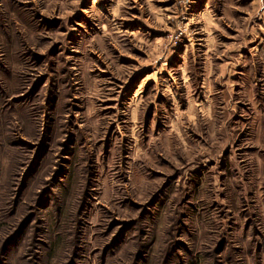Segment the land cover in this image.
I'll return each instance as SVG.
<instances>
[{"label": "rangeland", "instance_id": "obj_1", "mask_svg": "<svg viewBox=\"0 0 264 264\" xmlns=\"http://www.w3.org/2000/svg\"><path fill=\"white\" fill-rule=\"evenodd\" d=\"M0 264H264V0H0Z\"/></svg>", "mask_w": 264, "mask_h": 264}]
</instances>
